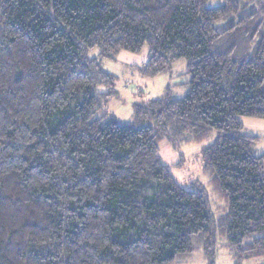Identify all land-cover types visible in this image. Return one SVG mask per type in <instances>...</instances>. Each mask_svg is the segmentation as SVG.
Here are the masks:
<instances>
[{
	"label": "trees",
	"instance_id": "obj_1",
	"mask_svg": "<svg viewBox=\"0 0 264 264\" xmlns=\"http://www.w3.org/2000/svg\"><path fill=\"white\" fill-rule=\"evenodd\" d=\"M0 0V264H182L227 248L264 257V0ZM154 77L185 58L190 80L107 111L116 76L101 59L140 54ZM106 87V89H105ZM102 111L101 116L98 112ZM214 138L199 183L181 186L160 156Z\"/></svg>",
	"mask_w": 264,
	"mask_h": 264
},
{
	"label": "rangeland",
	"instance_id": "obj_2",
	"mask_svg": "<svg viewBox=\"0 0 264 264\" xmlns=\"http://www.w3.org/2000/svg\"><path fill=\"white\" fill-rule=\"evenodd\" d=\"M225 0H208L207 6L221 5ZM149 47L146 46L140 54L124 52L127 58L101 59L99 49L89 50V56L100 61L102 68L116 76L115 87L119 94L113 96L107 105V111L115 115L121 122L134 121V108L137 103H145L148 100L171 93L173 97H183L189 87L190 74L188 73V61L182 58L176 61L172 68L165 73L154 77L140 74L137 65L148 58ZM106 89V87H105ZM102 111L98 112L101 116ZM245 132L251 135L264 136V119L244 118ZM214 138L201 142L189 143L181 147L182 155L167 141L160 144V156L163 163L169 165L176 181L183 187H193L195 183L201 184L209 194L212 211L220 214L224 211V203L219 200L211 190L209 174L204 170L202 158L203 148L212 143ZM255 154H264V139L255 146ZM232 253L227 248L219 251L217 264H234ZM182 264H207L201 252L185 257ZM243 264H264V257L253 258L244 261Z\"/></svg>",
	"mask_w": 264,
	"mask_h": 264
},
{
	"label": "crops",
	"instance_id": "obj_3",
	"mask_svg": "<svg viewBox=\"0 0 264 264\" xmlns=\"http://www.w3.org/2000/svg\"><path fill=\"white\" fill-rule=\"evenodd\" d=\"M124 52H128V51H121V52L119 53L118 56H119L120 58H127L128 55H126ZM146 61H147V60L143 61L142 63H144V62H146ZM142 63H141V64H142ZM141 64H139V65H141ZM139 65H137V67H138ZM242 121L244 122V117L242 118Z\"/></svg>",
	"mask_w": 264,
	"mask_h": 264
}]
</instances>
